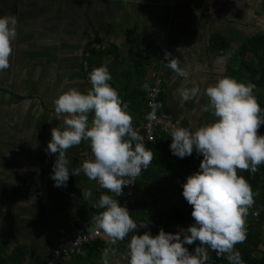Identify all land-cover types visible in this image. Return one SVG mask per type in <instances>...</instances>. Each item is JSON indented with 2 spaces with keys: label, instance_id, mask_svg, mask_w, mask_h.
<instances>
[{
  "label": "crops",
  "instance_id": "crops-1",
  "mask_svg": "<svg viewBox=\"0 0 264 264\" xmlns=\"http://www.w3.org/2000/svg\"><path fill=\"white\" fill-rule=\"evenodd\" d=\"M96 1H73L70 9L74 11L66 14L33 6H21V12L14 13L18 25L10 67L0 72V253L22 254V262L28 256L32 264H46L53 247L72 230H93L96 193L114 198L83 173L70 175L66 187H55L50 178L58 153L49 155L47 145L51 129L62 128L64 119L55 113L53 100L69 88L86 92L91 87L89 73L83 68L88 42L107 37L113 44L112 55L101 59L100 66H107L110 84L128 105L133 127L141 135L145 102L156 74L165 80L163 114L196 130L215 120L211 112L204 111L208 98L203 89L226 77L232 66L237 48L232 53V34L237 39L264 35L263 0ZM106 5L113 8L109 19L105 12L101 14ZM80 13H87L86 20L79 18ZM234 16L239 18L235 23L239 27L232 33ZM187 22L192 27H186ZM212 34L231 41L228 54L210 51ZM165 52L189 70L187 81L166 66ZM193 82L200 85L201 94L185 102L177 90L191 87ZM262 93L263 87L255 88L257 98ZM66 156L71 173L92 157L90 142L68 149ZM89 189L92 197L85 201L82 193ZM180 202L183 206L184 199ZM145 231L154 232L141 222L116 245L104 236L101 240L105 246L100 241L86 245L64 264H103L101 254L106 247L117 249L115 256H109V264H127L123 257L131 236ZM246 239L264 249V238H257L254 230H247Z\"/></svg>",
  "mask_w": 264,
  "mask_h": 264
},
{
  "label": "clouds",
  "instance_id": "clouds-1",
  "mask_svg": "<svg viewBox=\"0 0 264 264\" xmlns=\"http://www.w3.org/2000/svg\"><path fill=\"white\" fill-rule=\"evenodd\" d=\"M17 25L14 15L0 17V72L10 67ZM164 60L177 76L188 80L190 72L181 67L177 57L165 52ZM111 80L107 66L96 67L89 73L91 87L86 92L69 88L53 100L55 113L64 117L62 128L51 129L47 145L49 155L58 153L50 177L55 187H66L70 175L83 173L99 188L120 197L123 188L152 164L154 153L134 129L128 105L111 86ZM255 88L251 82L219 78L203 89L208 98L204 111L211 112L215 120L195 131L172 127V155L183 159L195 151L203 157L199 170L182 185V196L192 208L194 223L175 234L161 228L155 236L149 231L132 235L123 257L127 264H208L210 250L226 258L228 264H244L235 246L247 238V216L258 193L238 173L248 171L254 175L264 164V135L259 133L264 126V109L254 94ZM177 91L187 102L201 94V87L193 82L191 87ZM149 118L155 120V113H150ZM83 141L90 142L92 159L84 160L70 173L66 153ZM82 195L88 201L92 191L86 190ZM93 207L103 209L92 217L93 231L106 236L111 245L136 231L137 223L128 208L113 196L101 194ZM192 245L195 247L190 251L188 246ZM116 254L115 247L104 248L103 264H109V256Z\"/></svg>",
  "mask_w": 264,
  "mask_h": 264
},
{
  "label": "trees",
  "instance_id": "trees-1",
  "mask_svg": "<svg viewBox=\"0 0 264 264\" xmlns=\"http://www.w3.org/2000/svg\"><path fill=\"white\" fill-rule=\"evenodd\" d=\"M103 39L96 38L92 41L101 42ZM239 39L241 40L240 44L237 45L233 54L232 66L228 69L226 77L234 78L245 84L251 82L256 85V88H264V35H246L245 37H239ZM233 43L234 41H232V46ZM208 46L212 53L226 55L231 49V41L222 35L212 34ZM112 50L113 44L111 43L110 49L93 54L91 58L92 65L99 67L100 60L106 55H112ZM163 89L164 92L160 98L162 109L163 102L166 101V98H164L165 85ZM257 99L261 108L264 109V93L258 96ZM259 133L264 135V126H261ZM171 142L172 139L157 133L156 140L146 144L145 147L154 153V159L147 169L142 170L131 202L130 214L132 218L137 224L145 222L146 227L154 230L153 236L158 235L161 228L166 233L172 231L175 234L180 229H187L194 223L191 217L192 208L182 196V185L186 183L188 176L199 170V164L203 157L197 155L194 151L192 156L180 159L172 155ZM238 174L248 180L254 193H258L254 197V205L249 209L247 230H254L256 237L261 239L264 236V164L259 166L254 175L248 171H242ZM100 195L101 193H96V198L92 203V212L95 215L103 211V209L93 207ZM121 198L122 195L120 197L114 196V199H117L119 203ZM181 199H184L183 206H181ZM92 231L85 232L91 233ZM101 239L87 242L78 247L74 254L64 256V263L66 259L75 255L80 248L97 241L102 242ZM103 243L102 245L105 246ZM188 247L191 251L195 245ZM235 249L240 252L244 264H264V249L257 247L247 239L243 243L237 244ZM22 256V254L16 253L8 255L2 251L0 253V264H22ZM208 264H228V261L224 257H218L215 252L210 250Z\"/></svg>",
  "mask_w": 264,
  "mask_h": 264
},
{
  "label": "built area",
  "instance_id": "built-area-1",
  "mask_svg": "<svg viewBox=\"0 0 264 264\" xmlns=\"http://www.w3.org/2000/svg\"><path fill=\"white\" fill-rule=\"evenodd\" d=\"M111 41L109 38L105 37L101 42L91 41L84 49L83 53V68L90 73L96 66L92 65L91 58L93 54L102 52L110 49ZM165 85V80L162 74L158 73L153 79V83L150 86L148 97L146 101L147 112L144 117V121L140 131L143 132V137L145 139L144 144H148L151 141L156 140V134L159 133L167 138L172 139L170 132L173 126L186 127L181 122L173 120L163 114V109L161 106L160 98L164 92L163 86ZM155 113L156 119H150L149 114ZM188 128V127H187ZM190 129V128H189ZM191 131H195L190 129ZM92 158L91 156L89 157ZM140 175L135 178V181L123 188V194L121 198V206H126L131 213V202L134 196L135 188L138 184V179ZM104 235L100 232L92 231L91 233H86L85 231L72 230L70 236L63 241L57 243L48 257L46 264H64V256H70L75 253L76 249L81 245L95 241L97 239L103 238ZM22 264H32L28 256L24 257Z\"/></svg>",
  "mask_w": 264,
  "mask_h": 264
},
{
  "label": "rangeland",
  "instance_id": "rangeland-1",
  "mask_svg": "<svg viewBox=\"0 0 264 264\" xmlns=\"http://www.w3.org/2000/svg\"><path fill=\"white\" fill-rule=\"evenodd\" d=\"M8 1V3L9 4H11V0H7ZM46 5H49V3H55V2H52V1H50L49 2V0H42ZM72 1V0H71ZM73 1H75V0H73ZM1 2V1H0ZM21 2H23L24 4H27L26 6H33V5H38V4H41V0H21ZM29 2L30 3H32V4H29ZM95 2H97L96 0H95ZM19 4V3H18ZM262 4H263V6H264V0H263V2H262ZM12 5V4H11ZM68 7V9H70V7L69 6H67ZM104 8H105V10H103L102 12H101V14H103L104 12H105V16H106V18H110V16H111V14H112V12H113V8H112V6L111 5H106V6H104ZM69 11H71V9L70 10H67L66 12L67 13H70ZM124 11H125V9H124ZM126 12H127V10H126ZM55 13V12H54ZM127 14H129V12H127ZM86 16H87V13H83V14H81L80 13V16H79V18L80 19H82V20H86ZM58 17V15L56 16V18ZM55 18V19H56ZM239 18L237 17V16H234L233 18H232V31L233 30H235V28H238L239 26L238 25H236L235 23H236V21L238 20ZM241 28V27H240ZM242 29V28H241ZM105 38V37H104ZM232 40L234 41V40H236V42H234L233 44H234V48H236L237 47V45H239L240 43V39L238 38H235L234 36H233V34H232ZM234 52V50H232V53ZM238 67V66H237ZM149 78V77H148ZM264 237V236H263Z\"/></svg>",
  "mask_w": 264,
  "mask_h": 264
},
{
  "label": "flooded vegetation",
  "instance_id": "flooded-vegetation-1",
  "mask_svg": "<svg viewBox=\"0 0 264 264\" xmlns=\"http://www.w3.org/2000/svg\"><path fill=\"white\" fill-rule=\"evenodd\" d=\"M0 17H3L5 15H14L15 13V10L13 9L14 7L8 3L7 0H0ZM52 1V2H58L59 0H49V2ZM20 4H24L23 2H20ZM64 5L66 6H69L71 8V6L73 5V0L71 1H68V0H65L64 1ZM71 5V6H70ZM58 3H49V5H46L42 0H41V4H38V5H33V7L40 9L42 11H51L54 13V9L56 7H58ZM21 7V6H19ZM21 12V10H18L17 13ZM15 16V15H14Z\"/></svg>",
  "mask_w": 264,
  "mask_h": 264
},
{
  "label": "water",
  "instance_id": "water-1",
  "mask_svg": "<svg viewBox=\"0 0 264 264\" xmlns=\"http://www.w3.org/2000/svg\"><path fill=\"white\" fill-rule=\"evenodd\" d=\"M20 2H21V0H11V3H12V6L14 7L13 8L14 10H21V7H19V6L27 7L26 6L27 4H20ZM64 10H70V9H68V7L66 5L61 4V5H59L58 7H56L54 9V12L61 13V14H66L67 12L66 11L64 12ZM71 11H74V10H71ZM187 23H189V22H187ZM173 25H174V23H173ZM186 25H187L186 27H192V25L190 23L186 24ZM232 48H234V44H233Z\"/></svg>",
  "mask_w": 264,
  "mask_h": 264
}]
</instances>
